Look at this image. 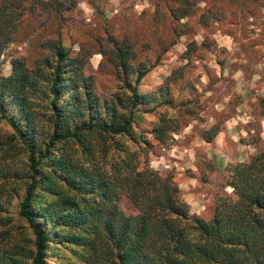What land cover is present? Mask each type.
<instances>
[{
    "label": "trees",
    "instance_id": "16d2710c",
    "mask_svg": "<svg viewBox=\"0 0 264 264\" xmlns=\"http://www.w3.org/2000/svg\"><path fill=\"white\" fill-rule=\"evenodd\" d=\"M197 1L156 0L154 12L165 4L177 37ZM76 2L0 0V54L27 9L64 16ZM107 41L98 51L115 90L85 72L88 47L72 51L58 34L39 39L29 62L15 53L10 73L0 70V212L14 204L23 228L18 239L11 227L0 230V264H45L49 253L59 264H264V139L248 160L221 170L231 189L218 195L211 218L190 212L171 175L148 167L129 143L138 141L139 112L172 106L171 82L183 66L145 92L141 80L159 56L138 60L129 37ZM255 106L264 115V94ZM180 125L160 111L151 132L165 142ZM217 132L201 136L211 143Z\"/></svg>",
    "mask_w": 264,
    "mask_h": 264
},
{
    "label": "rangeland",
    "instance_id": "374dc122",
    "mask_svg": "<svg viewBox=\"0 0 264 264\" xmlns=\"http://www.w3.org/2000/svg\"><path fill=\"white\" fill-rule=\"evenodd\" d=\"M155 1L77 0L64 16L27 9L0 54V70L8 75L15 53L31 59L38 52L37 41L56 34L72 51L81 44L91 50L84 70L111 90L116 89L115 80L98 51L109 44V36L129 37L138 60L155 62L159 56L141 80L145 92L183 66V75L171 82L172 106L139 112L132 125L138 141L129 143L148 167L171 175L190 212L209 219L218 195L231 189L221 179V170L248 160L262 147L264 115L257 114L255 97L264 94V0H198L196 11L179 19L185 24L177 37L171 31L173 22L164 16L165 4L160 3L161 12L156 13ZM202 13L207 23L200 20ZM165 110L181 125L160 142L151 130L158 112ZM212 126L218 132L208 143L201 133ZM120 198L122 207H131L126 197ZM11 206L0 212V230L11 227L18 239L23 228L16 227V207ZM6 220L8 225H3ZM57 259L49 253L45 264H59Z\"/></svg>",
    "mask_w": 264,
    "mask_h": 264
}]
</instances>
